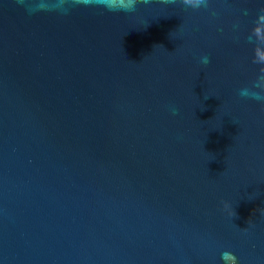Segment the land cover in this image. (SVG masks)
<instances>
[{"label": "water", "instance_id": "obj_1", "mask_svg": "<svg viewBox=\"0 0 264 264\" xmlns=\"http://www.w3.org/2000/svg\"><path fill=\"white\" fill-rule=\"evenodd\" d=\"M129 2L0 0V264H264V0Z\"/></svg>", "mask_w": 264, "mask_h": 264}, {"label": "clouds", "instance_id": "obj_2", "mask_svg": "<svg viewBox=\"0 0 264 264\" xmlns=\"http://www.w3.org/2000/svg\"><path fill=\"white\" fill-rule=\"evenodd\" d=\"M136 2L137 0H130L128 4L120 8H114V6L111 3H105L104 6L107 7L110 11L111 10L133 11L136 7ZM144 2H147V0H144ZM183 3L185 5H188L196 9V8L201 7V5L205 3V0H183ZM203 62L206 63L207 59L204 58ZM261 72H264V68L261 69ZM256 88L260 89V91L256 92L252 89H246L243 94L250 96V98L252 99L264 100V95H262V93H264V75H261L257 78L256 83L253 85V89H256Z\"/></svg>", "mask_w": 264, "mask_h": 264}]
</instances>
